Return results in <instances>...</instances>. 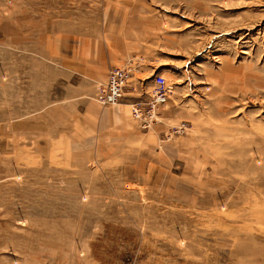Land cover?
Listing matches in <instances>:
<instances>
[{
  "label": "rangeland",
  "instance_id": "374dc122",
  "mask_svg": "<svg viewBox=\"0 0 264 264\" xmlns=\"http://www.w3.org/2000/svg\"><path fill=\"white\" fill-rule=\"evenodd\" d=\"M0 264H264V0H0Z\"/></svg>",
  "mask_w": 264,
  "mask_h": 264
},
{
  "label": "built area",
  "instance_id": "2783aa9c",
  "mask_svg": "<svg viewBox=\"0 0 264 264\" xmlns=\"http://www.w3.org/2000/svg\"><path fill=\"white\" fill-rule=\"evenodd\" d=\"M131 73V65L111 67L107 74L106 83L98 87L94 100L101 104L118 102ZM153 82L154 86L148 97L143 101L131 104V115L143 127L149 126L153 122L158 114L159 106L169 99L171 93V86L162 75L155 74Z\"/></svg>",
  "mask_w": 264,
  "mask_h": 264
},
{
  "label": "crops",
  "instance_id": "0c3cea01",
  "mask_svg": "<svg viewBox=\"0 0 264 264\" xmlns=\"http://www.w3.org/2000/svg\"><path fill=\"white\" fill-rule=\"evenodd\" d=\"M107 79V78H106ZM142 80V79H141ZM106 83V81L104 82V84Z\"/></svg>",
  "mask_w": 264,
  "mask_h": 264
}]
</instances>
